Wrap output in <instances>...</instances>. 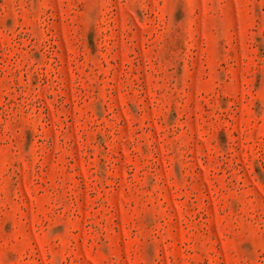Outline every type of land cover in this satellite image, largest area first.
I'll return each mask as SVG.
<instances>
[{
    "label": "rangeland",
    "instance_id": "obj_1",
    "mask_svg": "<svg viewBox=\"0 0 264 264\" xmlns=\"http://www.w3.org/2000/svg\"><path fill=\"white\" fill-rule=\"evenodd\" d=\"M0 264H264V0H0Z\"/></svg>",
    "mask_w": 264,
    "mask_h": 264
}]
</instances>
